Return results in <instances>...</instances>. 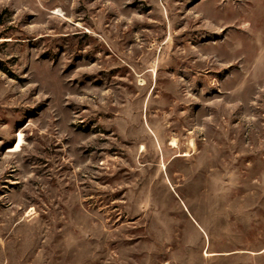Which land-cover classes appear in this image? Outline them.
<instances>
[{
    "label": "rangeland",
    "instance_id": "rangeland-1",
    "mask_svg": "<svg viewBox=\"0 0 264 264\" xmlns=\"http://www.w3.org/2000/svg\"><path fill=\"white\" fill-rule=\"evenodd\" d=\"M258 12L0 0V264H264Z\"/></svg>",
    "mask_w": 264,
    "mask_h": 264
},
{
    "label": "bare ground",
    "instance_id": "bare-ground-1",
    "mask_svg": "<svg viewBox=\"0 0 264 264\" xmlns=\"http://www.w3.org/2000/svg\"><path fill=\"white\" fill-rule=\"evenodd\" d=\"M62 12L60 10H57L53 12V14L60 15ZM24 143L23 135L20 133L16 139V144L14 145V148L11 149V152H18L21 150ZM176 143H173V147H176Z\"/></svg>",
    "mask_w": 264,
    "mask_h": 264
},
{
    "label": "crops",
    "instance_id": "crops-1",
    "mask_svg": "<svg viewBox=\"0 0 264 264\" xmlns=\"http://www.w3.org/2000/svg\"><path fill=\"white\" fill-rule=\"evenodd\" d=\"M253 3L258 5L259 8V16L264 18V0H251Z\"/></svg>",
    "mask_w": 264,
    "mask_h": 264
}]
</instances>
